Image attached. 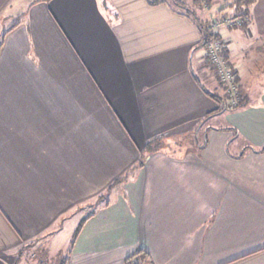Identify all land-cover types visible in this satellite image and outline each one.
<instances>
[{
	"label": "crops",
	"instance_id": "crops-1",
	"mask_svg": "<svg viewBox=\"0 0 264 264\" xmlns=\"http://www.w3.org/2000/svg\"><path fill=\"white\" fill-rule=\"evenodd\" d=\"M176 1L208 21L235 0H0L18 20L0 49V264H264V84L218 111ZM248 13V39L224 33L238 67L264 42V0Z\"/></svg>",
	"mask_w": 264,
	"mask_h": 264
},
{
	"label": "rangeland",
	"instance_id": "rangeland-1",
	"mask_svg": "<svg viewBox=\"0 0 264 264\" xmlns=\"http://www.w3.org/2000/svg\"><path fill=\"white\" fill-rule=\"evenodd\" d=\"M186 1L187 0H185V2ZM206 1L207 0L202 1L203 5L205 7V9H204L205 11L209 10V9H207L208 6H207ZM173 3L177 4L175 2H173ZM209 4H210V2H209ZM178 5L181 6L179 3H178ZM222 7H220L219 10L217 12H215V14H214L215 17H211L209 19V22L211 21L213 23L211 31L213 32L214 35L212 37L211 42L213 40L222 42L224 45V47H223V54H224L225 53L224 52L225 46L228 44L227 37L229 35V34H224L225 31L227 29L230 30V29H233L235 27H238L241 29L244 28L245 30H242V32L244 34L245 40L248 39V37H249L248 32L249 31L246 29H247V23L250 22V15L246 12L245 7H242L239 9L232 7V8H228V10L226 9L224 12L220 11V9ZM28 11L30 13V10H28ZM19 15H20L19 18H21V20L23 21L24 27L26 26V29H25L26 33H29V32L31 33L32 32L31 26H29V23H28L29 19L24 18L26 16V14H19ZM3 18L4 17H2V16L0 17V23H1L0 24V49H2V47H3L2 43H3V37H4L3 34L5 32V29L11 28L12 24H14L18 21L16 18H12L8 21H6V19L4 20ZM244 24H245V26H244ZM262 40L251 41V42H253L252 44H254V45L247 48L244 58H241L244 61L243 66L238 67V64L233 63L232 62L233 60L230 61L228 59V56L225 54V58L229 60V64H228L229 68L235 74L234 78L238 83V96L240 98V101H242V97L246 94L244 92L246 82H250V84H254V82L257 80L258 85L264 84V42ZM245 42H248V41H245ZM209 44H208V46H209ZM257 44H259L258 47H256ZM208 46L205 49V53L203 55L204 56L203 60L199 61L198 64L200 65L201 69L206 70L205 74L209 78V81L213 84L212 87H214V89L216 88L215 90L218 89L221 96L225 99V102L229 105L228 94L226 92V88H225V86H223V82H221L220 78L216 74L214 67L212 66V64H210L211 62H209V57L207 56ZM241 46H243V45H241ZM205 55H206V57H205ZM238 61H239V59H238ZM241 76H242L243 80H242ZM255 87H257V86L255 85ZM257 89H258V87H257ZM88 213L89 212L87 210H85L84 212L81 213V216L71 219L68 223V227L69 228L71 227V229H72L73 227L77 226L79 219H81L82 217H86L88 215Z\"/></svg>",
	"mask_w": 264,
	"mask_h": 264
},
{
	"label": "trees",
	"instance_id": "trees-1",
	"mask_svg": "<svg viewBox=\"0 0 264 264\" xmlns=\"http://www.w3.org/2000/svg\"><path fill=\"white\" fill-rule=\"evenodd\" d=\"M201 1V2H200ZM203 0H194V4H195V6L197 7V8H205L204 7V5H203V2H202ZM254 1L255 0H235V1H233L232 3H230V4H227V5H225V6H223L221 9H220V11H225L226 9L228 10V8H232V7H235V8H242V7H245L246 8V12L248 13V11H249V7H250V5L251 4H253L254 3ZM154 2H159V0H154ZM176 2H178V1H176ZM209 2H210V0H207L206 1V3H207V6H208V8L207 9H209V6H210V4H209ZM179 3V2H178ZM180 4V3H179ZM181 6H182V9L184 10V12H185V14L187 15V16H189L190 18H192L195 22H196V24H197V26L199 27V29H200V31H201V34H202V38H201V43H200V47H203V48H205L206 49V47L208 46V44L211 42V40H212V37H213V32L211 31L212 30V26H213V23L210 21L209 22V20L208 21H206V20H203L202 19V17H200L199 15H198V12H196L195 10H192L190 7H187V6H185V5H182V4H180ZM249 14V13H248ZM212 17H215V15H213ZM13 27V26H12ZM12 27L11 28H8L7 30H6V33H8V31H10L11 29H12ZM225 54V53H224ZM205 57H206V55H205ZM202 85V88L206 91V93L207 94H209L211 97H213L214 99H216V101H218V103H220L221 105L219 106V109H218V111H221V110H223V108H225L226 107V103H225V101H224V98L220 95V94H218V93H216V92H211L210 90H208L203 84H201ZM242 105H244L243 104V101H240L239 103H238V105H236V106H234V107H238V106H242ZM152 144V143H151ZM150 144V145H151ZM148 146V150L150 151L151 150V146ZM83 224V222L80 224V226L77 228V230H76V232H75V234H74V236H77V234H78V232H79V230H80V227H81V225ZM141 253V256H142V258H143V260H144V262L146 263L147 262V255L145 254V252H140ZM130 260L131 259H129V262H130ZM147 264V263H146Z\"/></svg>",
	"mask_w": 264,
	"mask_h": 264
},
{
	"label": "built area",
	"instance_id": "built-area-1",
	"mask_svg": "<svg viewBox=\"0 0 264 264\" xmlns=\"http://www.w3.org/2000/svg\"><path fill=\"white\" fill-rule=\"evenodd\" d=\"M223 43L220 41H212L207 48V56L209 57V62L214 67L216 74L223 82V86L226 88L228 94L229 106L234 107L238 105L240 98L238 96V83L235 80V74L229 68V60L225 58L223 54ZM42 264H52L50 261H43ZM130 264H146L140 253L135 254L131 260Z\"/></svg>",
	"mask_w": 264,
	"mask_h": 264
}]
</instances>
